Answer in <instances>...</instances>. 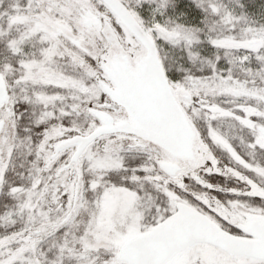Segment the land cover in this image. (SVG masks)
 Listing matches in <instances>:
<instances>
[{
    "label": "snow or ice",
    "instance_id": "6c2138e0",
    "mask_svg": "<svg viewBox=\"0 0 264 264\" xmlns=\"http://www.w3.org/2000/svg\"><path fill=\"white\" fill-rule=\"evenodd\" d=\"M0 264H264V0H0Z\"/></svg>",
    "mask_w": 264,
    "mask_h": 264
}]
</instances>
